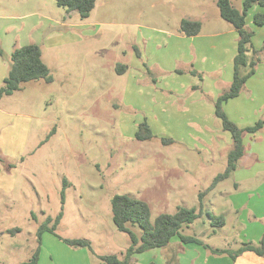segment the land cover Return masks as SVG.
<instances>
[{
    "label": "rangeland",
    "instance_id": "1",
    "mask_svg": "<svg viewBox=\"0 0 264 264\" xmlns=\"http://www.w3.org/2000/svg\"><path fill=\"white\" fill-rule=\"evenodd\" d=\"M243 1L233 0L234 6L241 9ZM257 7L246 18L254 32L249 56L259 59L256 73L224 105L242 128L264 119V26L254 23ZM184 18L204 21L205 35L184 37ZM233 28L214 0H98L85 19L56 0H0L4 74L16 47L36 43L53 76L52 82H26L0 100V186L7 189L0 190V264L28 261L39 245V225L62 206L57 234H42L38 264H105L98 254L123 257L131 241L113 221L115 194L147 201L152 220L178 206L199 207V193L226 169L233 145L215 101L203 92L220 90L219 77L233 79ZM119 65L126 66L124 73ZM145 121L154 136L140 140L136 133ZM243 138L246 156L205 196V212L182 234L217 248L259 243L264 129ZM64 178L69 183L63 205ZM207 210L223 216L225 226H213ZM129 226L141 234L138 225ZM13 228L20 231L9 233ZM63 238L89 239L92 250ZM209 254L224 256L176 235L131 264H178Z\"/></svg>",
    "mask_w": 264,
    "mask_h": 264
},
{
    "label": "trees",
    "instance_id": "2",
    "mask_svg": "<svg viewBox=\"0 0 264 264\" xmlns=\"http://www.w3.org/2000/svg\"><path fill=\"white\" fill-rule=\"evenodd\" d=\"M58 5L67 7L69 11H77L81 18H88L96 6L98 0H56ZM219 8L220 15L228 21L239 34L237 54L234 58V76L227 90L223 91L215 101V114L222 120L223 129L231 133L233 145L228 153L226 169L217 174L211 184L199 193V207L178 206L175 213H161L152 220V212L149 203L143 199L136 198L129 194H115L112 197L111 205L113 221L119 231L126 232L130 237V245L123 257L116 254H99L98 257L105 264H131L135 254L144 251L167 246L172 238L179 235L183 243H198L210 249L214 254L229 255L233 260L246 251H253L260 256H264V233L258 244L244 242L237 249L214 248L205 243L201 238L181 233L185 225L192 224L205 212V196L214 190L217 185L231 177L237 168L238 160L245 151L244 133H256L264 129V119H260L253 125L239 127L230 120L224 110V105L235 97H238L246 85L247 80L255 74L259 59L251 58L249 52L252 47V37L254 32L247 27V15L249 10L256 4L264 8V0H244L242 8L234 6L233 0H215ZM256 25H264V11H257L253 16ZM202 21L199 19L184 18L180 23V31L187 36L198 35L201 32ZM256 52V51H254ZM3 54L0 48V55ZM126 66L119 65L117 71L124 73ZM44 80L52 82L53 76L50 67L43 60V52L40 45L30 43L21 47H16L11 55V66L7 76L0 86V99L4 96L12 95L22 89L23 84L33 80ZM136 136L140 140L153 138V132L145 121L140 124ZM165 143H171V138H163ZM2 157L0 156V161ZM13 166V165H12ZM64 187L61 192L62 204H65V188L69 183L66 178L63 180ZM207 215L215 227H223L226 224L225 218L215 215L207 210ZM63 218V206L56 217H47L39 225L38 242L39 245L28 261L21 264H38L42 234L45 231L56 233V229ZM138 225L142 232L136 233L130 226ZM20 228L8 230L14 234ZM66 243L75 247H88L92 250V243L85 238H63ZM169 264H172L169 262Z\"/></svg>",
    "mask_w": 264,
    "mask_h": 264
},
{
    "label": "crops",
    "instance_id": "3",
    "mask_svg": "<svg viewBox=\"0 0 264 264\" xmlns=\"http://www.w3.org/2000/svg\"><path fill=\"white\" fill-rule=\"evenodd\" d=\"M215 1V0H214ZM216 2V1H215ZM253 8V7H252ZM251 8V9H252ZM257 9V11H264V8L262 7V6H260V5H258V7L256 8ZM256 11V12H257ZM201 20V19H200ZM202 21V20H201ZM256 25V24H255ZM257 26H259V25H257ZM262 26H264V25H261V27ZM203 27H204V21H202V28H201V32L198 34V35H193V36H187V35H184V37H186V38H192V39H197L198 37H200L201 35H205V34H203ZM236 29L235 28H233V29H231V32L232 33H234L233 35H234V38L236 39V37H235V33H236ZM238 32V31H237ZM213 34H215V33H213ZM212 35V34H211ZM208 37H210V36H208ZM212 37V36H211ZM238 37H239V34H238ZM238 37H237V39H238ZM195 49V47H194V45H192V47H191V50H192V52L194 53V55H196V50H194ZM237 54V53H236ZM235 56L236 55H234V58H235ZM191 58H192V56H191V54H190V50H189V57L188 58H185V60H186V63L187 62H191ZM234 63V62H233ZM257 67V66H256ZM164 68V67H163ZM194 68V66L192 65L191 66V70ZM162 70H164V69H162ZM198 70V69H197ZM4 71H5V66H4V64H2V62H1V60H0V86H2L3 85V81H4V79H5V77H6V75L4 74ZM165 71V70H164ZM194 72H195V70H194ZM197 72V71H196ZM256 73V72H255ZM222 79V77H219V81H222V82H220L222 85H223V87L221 88V89H223L222 91H221V89L219 90V87H216L214 90H209L208 88H207V90L206 89H204L205 91H203V92H205L208 96H209V98H210V101H216V99L218 98V96L223 92V91H225L226 89H228V87H229V85H230V83H231V81H232V79L230 80H228V79H226V81H224V80H221ZM249 80V79H248ZM248 80H247V82H248ZM218 83V82H217ZM226 84V88L224 87V85ZM199 86V85H198ZM195 87H196V85H194V86H192L191 87V89L192 90H194L195 89ZM190 89V88H189ZM215 92H217L216 94H215ZM3 98H1L0 100H2ZM262 103H264V99H263V102ZM263 130V129H262ZM261 131V130H260ZM259 132V131H258ZM251 134H257V132L256 133H251ZM246 156V148H245V151H244V154H243V156L238 160V163H237V168H238V165H239V162H241L243 159H244V157ZM236 168V169H237ZM236 171V170H235ZM234 171V172H235ZM233 172V173H234ZM220 184V183H219ZM218 184V185H219ZM217 185V186H218ZM240 183H239V181L237 182V183H235V187L238 189L239 187H240ZM0 190L3 192V190L6 192L7 191V189H5V188H3L2 186H0ZM4 192V193H5ZM225 226V225H224ZM203 240V239H202ZM204 241V240H203ZM205 242V241H204ZM205 243H207V242H205ZM198 244V243H197ZM207 244H209V243H207ZM199 245H201V244H199ZM210 245V244H209ZM204 246V245H203ZM211 247H213L212 245H210ZM214 248H217V247H214ZM207 250H210V249H208V248H206ZM231 249H233V248H231ZM145 252V251H144ZM144 252H142V253H144ZM211 253H213L212 251H210ZM202 253V255L204 256V251L203 252H201ZM138 254H141V253H138ZM99 255V254H98ZM137 254H135L134 256H136ZM202 257H200V258H198L197 259V256L195 255V256H193L190 260H188V261H186V262H182V261H179L178 262V264H264V256H260V255H258V254H256L255 252H253V251H246V252H244L243 254H241L240 256H238L237 257V259L236 260H233L232 259V257L231 256H229V255H224L222 258H216V257H213L212 255H208L207 257H203L202 259H201ZM139 264H145V263H142V262H138Z\"/></svg>",
    "mask_w": 264,
    "mask_h": 264
}]
</instances>
